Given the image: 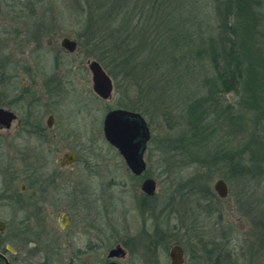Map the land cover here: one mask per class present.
<instances>
[{
	"label": "rangeland",
	"instance_id": "374dc122",
	"mask_svg": "<svg viewBox=\"0 0 264 264\" xmlns=\"http://www.w3.org/2000/svg\"><path fill=\"white\" fill-rule=\"evenodd\" d=\"M223 2L174 0L170 5L179 7V11L168 9L165 13L174 19L181 12L185 20L203 16L217 27L221 20L216 17L217 7L224 12ZM257 2L264 12V0ZM78 3L79 0H0V59L21 60L33 69L35 66L38 85L54 74V61H61V72L57 74L70 94L56 107L63 118L67 115V121L62 123L59 117L60 129L55 125L47 133L48 143L37 138L10 140L5 132H0V168L12 167L8 176L0 175V188L11 190L6 194L0 191V221L6 226L2 240L20 225H28L27 237L12 245L17 249L13 264H68L73 248L85 246L93 237H102L107 250L117 243L125 245L129 263L131 253L139 252L136 256L143 253V257H147V243L153 235L160 239L156 257L165 264L169 262L167 253L173 240L170 235L180 238L184 230L187 232H184L183 246L189 249L191 243L198 240L203 258L206 251H220L231 254L225 255V259L231 256V264H264V175L245 180L243 186L238 183L236 191H229L228 182L222 177L227 176L226 168L209 170L202 167L200 161L192 160L191 153L184 147L172 149L175 140L186 136L190 130L186 98L209 92L202 87V82L212 78L211 69L206 68L205 63L204 71L200 72L199 66L192 63L194 68L190 72L185 67L187 74L174 78L175 69L168 66L169 81L164 80L158 87L152 84L151 95L146 88L133 90L129 85L128 90L119 92L120 88H116V82L107 74L112 80L113 92L109 100L100 101L92 91L91 76L86 68L89 61H97L95 52L89 44L84 46L83 41L77 39L78 35L89 37L88 26L94 29L95 21L88 12L75 11ZM30 4H34V8H29ZM67 4L75 6L73 11ZM64 37L77 42L76 54L62 53L60 41ZM100 65L106 73L111 72L104 64ZM161 71L164 72V66L159 59L145 70H136L140 76L144 73L148 78ZM3 74L0 73V82H3L0 108L4 107L8 96L21 91L22 82L28 85L26 77L18 73L16 85L7 87L1 79ZM39 100L45 105L38 110V115L43 117L49 105L44 97ZM224 100L233 105L236 95L229 93ZM80 102L87 108L80 111ZM121 102L137 109L150 130L151 138L144 156L146 171L142 177L130 173L119 153L104 138V116ZM17 111L22 118V108ZM16 132H12V137ZM23 144L40 149L34 164L39 167L38 179L26 178L21 173L24 164L18 160V150ZM65 152H74L78 160L60 168L56 160ZM145 178L156 182V191L148 206L140 190ZM219 179L224 180L228 188L225 199L219 198L213 188ZM21 186L25 191H19ZM8 194H11L10 200L6 199ZM63 214L69 215L71 224L61 230ZM54 246L59 255L53 254ZM102 253L104 255L105 250ZM140 257L139 264H143L142 255ZM204 264L210 263L204 261Z\"/></svg>",
	"mask_w": 264,
	"mask_h": 264
},
{
	"label": "trees",
	"instance_id": "16d2710c",
	"mask_svg": "<svg viewBox=\"0 0 264 264\" xmlns=\"http://www.w3.org/2000/svg\"><path fill=\"white\" fill-rule=\"evenodd\" d=\"M173 1L79 0L78 9L67 5L71 11L75 7L94 17L95 28L88 26L90 36L77 39L84 46L89 44L97 62L111 70L107 74L119 92L129 85L149 93L152 84L158 87L169 81L168 66L174 67L177 78L187 74L185 67L190 72L192 63L200 72L206 63L212 78H205L202 87L209 92L186 98L190 130L175 140L172 149L184 147L192 160L209 170L226 168L227 176L222 177L229 191H236L238 183L243 186L245 180L264 175V12L257 0H224V12L217 7L216 17L221 20L216 27L203 16L185 20L178 12L173 19L165 13L179 11L170 5ZM156 59L164 66L161 74L148 78L136 72ZM4 62L0 59L2 74ZM229 93L236 95L233 105L224 100ZM1 237L0 250L4 251Z\"/></svg>",
	"mask_w": 264,
	"mask_h": 264
},
{
	"label": "flooded vegetation",
	"instance_id": "af4514ba",
	"mask_svg": "<svg viewBox=\"0 0 264 264\" xmlns=\"http://www.w3.org/2000/svg\"><path fill=\"white\" fill-rule=\"evenodd\" d=\"M33 38H36V37L33 36ZM64 38H67V37H64ZM36 41L37 40H34V42H36ZM60 48H61L62 53L69 55V56L72 54H76V52L78 51V48H77V50L74 53H69L66 50H64L61 46H60ZM23 63H25V62H23L21 60L15 61V62H13V60H8V61L4 62L5 70H4L3 76H1V77L4 79L3 81H5L7 87L10 85H13V86L16 85V81H18V79H19L18 73H20L26 77L28 85H25L26 82H22L21 91L14 93V95L8 96V98H7L8 100L5 103L4 107L0 108V109H3L5 111L13 114V116H14V119L8 124L7 127L5 125H0V132H5L6 136L10 140L13 138L16 140H23V139L25 140V138H37L41 142L48 143L47 142V133H50L53 130L55 125H57L58 130L60 129L59 128L60 127L59 117H62V123H64V122L66 123V121H67V119H66L67 115H65L63 118L62 113L59 114L57 109H56V107L59 105V103L63 99V97H65L66 95H70L69 91L62 86V83H63V81L61 79L62 77L59 78V75L57 74V73L61 72V65L60 64L62 62L59 60L54 61V64H55L53 67L54 68L53 69L54 74H52V76L46 78L42 82L41 85H38V83H37L36 78L38 77V73L34 70L35 66H33L34 67V69H33L29 65H27L26 63L23 65ZM86 68L89 71V74L91 76V72L88 69V63L86 64ZM8 70H9V73L7 74ZM68 72H70V71H68ZM55 77H57V79ZM41 79H42V75H41ZM90 81L92 84V76L90 78ZM38 86H39V89H38ZM7 87H6V90H7ZM40 90L42 91V93H40ZM1 93L3 94V92H1ZM94 95L100 101L109 100V99L104 100V99L100 98L99 96H97L95 93H94ZM42 97H44L46 99L45 102H47L49 105V109L46 108V114L43 117L38 115V110H40L41 106H45V105H42L40 103L41 101L39 99ZM83 104L84 103L80 102V106H81V108L79 109L80 111L84 108L85 109L87 108V106L83 105ZM18 108H19V111H20V108H22V114H23L22 118L17 113ZM113 110L127 111V112H132V113H138L139 115H141L137 109L133 108L132 106L127 107V106L123 105L122 102L119 103V106L116 109L109 110L106 113V115ZM35 111H36V113H35ZM106 115L104 116V119H105ZM142 118H143V116H142ZM104 119L102 122L103 126H104ZM146 125H147V123H146ZM147 127H148V125H147ZM148 129H149V127H148ZM14 130H15V132L16 131L17 132L12 137V132ZM102 130H103V127H102ZM150 138H151V135H150ZM149 142H150V139L148 140V142L146 144L143 159H144V156L147 152V147H148ZM27 145L28 144H23L22 145L23 148L18 150V154H19L18 160L22 164H24V167H23L24 169L21 173H23L26 178H38L39 175H36V173H37V170L39 169V167H35L34 164H36L35 162H37V157H38V154L40 153V149H34V148L31 149ZM71 154L75 155V157H76L75 161L72 162L71 164H64L63 166H61V163L63 162V160L68 158V156H70ZM121 158H122V156H121ZM77 160H78V157L74 152H65L61 155L59 160H56V163L59 164L60 168H64L66 166H70V165L75 164L77 162ZM144 162H145V160H144ZM11 169H12L11 166H8V165L6 167L2 166L0 168V175L1 176L2 175L8 176V173H9L8 170H11ZM145 171H146V169H145ZM145 171L139 176H135L131 172L130 173L134 177H142L145 174ZM31 173H33L32 176L27 175V174H31ZM33 175H36L37 177H34ZM145 179H147V178H145ZM0 191H4V194H6L7 191H11V190L6 187V188H0ZM19 191H25V187L21 186ZM142 194H143L142 197H143L146 205L148 206L150 203V199L153 198L154 195L153 196H147L143 192H142ZM10 197H11V194L6 195V199L10 200ZM65 215L68 216V222L66 221V219H64ZM61 218L63 219V221L60 222L59 227L61 230H64V229H66V227H68L71 224V219H70L69 215H67V214H63ZM62 224H64V225L66 224L65 227H62ZM27 226L28 225L22 224L17 229L14 228V229H16V231L13 233L10 232L9 233L10 235L5 236V239L3 237L4 251H0V253L4 256L5 259L0 258V264H5V262H7V264H13L12 257L17 255V249H16V246L14 247L12 245L15 244L16 241H18V240L22 241L23 239H25V237H27V235H28V234H26V232H28L27 231L28 229L26 228ZM5 229H6V226L4 225V230H3V232H0V234H3L5 232ZM11 231H12V229H11ZM182 231H183V229L181 227L180 232H182ZM184 232H187V231L184 230ZM184 232L181 235L182 237H180V238L177 237V235H170V238L173 240L169 245V250L167 253L169 262L165 263V264H172V261L170 258V251L174 247H177L181 251V263L180 264H204V261L207 263H210V264H231V262H230L231 256H229L225 259V255H231V254L226 253V252L225 253L220 252L218 250H217L218 252H210L209 251L210 253L208 251H206L205 256H204L205 258H203V256L200 254V252L198 250V248H199L198 240L196 241V243L192 242L191 245L189 246V249H186L182 243V239L186 238V236L184 235ZM147 244H148L147 245L148 252L145 251L147 253L146 254L147 257H143V255H144L143 253H140L139 256H136L139 252H134V253H131V257L129 259L131 261L129 263H127L126 261L128 260L129 256H128V252L126 250L127 247L124 244H123L124 246H121V245H119V243H117L115 246H113L112 248L107 250V246H104V242H103L102 237H93L92 240L90 239V241H87L85 246L77 245L76 247L73 248V251L70 253L69 258H68V264H139V262L141 261V257H140L141 255L143 257V264H161L160 259L156 257V254H157L156 249H157V247H159L160 239L153 235ZM7 246L11 247L14 250V252L9 251L7 249ZM63 247H65V246L63 245ZM117 247H120L123 250V253L118 254V256L109 257V252L112 249H115ZM103 250H105L104 255L102 253ZM138 250H139V247H138ZM6 254H8L9 256L7 257ZM53 254L59 255L57 247H55V246H54V253ZM176 254H177V252H176ZM212 257H214L215 259ZM211 259H213V260H211ZM25 264H31V263L25 262Z\"/></svg>",
	"mask_w": 264,
	"mask_h": 264
},
{
	"label": "water",
	"instance_id": "95a60500",
	"mask_svg": "<svg viewBox=\"0 0 264 264\" xmlns=\"http://www.w3.org/2000/svg\"><path fill=\"white\" fill-rule=\"evenodd\" d=\"M60 46L69 53H74L78 48L76 41L68 38H63ZM88 69L92 76V91L104 100L109 99L113 92L111 78L95 60L88 62ZM13 119V114L0 109V125L7 127ZM103 134L107 143L122 156L127 168L133 175L139 176L145 171L146 164L143 155L146 144L150 139V131L141 115L127 111L113 110L104 119ZM75 159V155L71 154L63 160L61 166L71 164ZM213 188L221 199H224L228 194L227 185L221 179L214 183ZM140 190L147 196H153L156 191L155 180L152 178L145 179L141 184ZM64 219L68 222V216L65 215ZM65 225L62 224V227H65ZM3 230L4 225L0 222V232H3ZM7 249L14 252L9 246H7ZM121 253H123V250L117 247L109 252V257L118 256ZM0 258L5 259L1 253ZM170 258L172 264H180L181 251L177 247L172 248Z\"/></svg>",
	"mask_w": 264,
	"mask_h": 264
}]
</instances>
